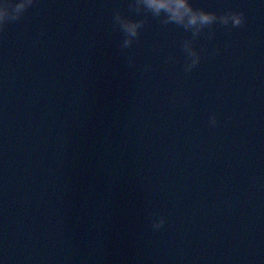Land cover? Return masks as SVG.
Returning <instances> with one entry per match:
<instances>
[{
	"label": "water",
	"instance_id": "95a60500",
	"mask_svg": "<svg viewBox=\"0 0 264 264\" xmlns=\"http://www.w3.org/2000/svg\"><path fill=\"white\" fill-rule=\"evenodd\" d=\"M133 3L34 0L0 27V260L264 264V2L195 0L244 22L188 72L190 33ZM116 11L143 21L126 49Z\"/></svg>",
	"mask_w": 264,
	"mask_h": 264
},
{
	"label": "clouds",
	"instance_id": "9594fccd",
	"mask_svg": "<svg viewBox=\"0 0 264 264\" xmlns=\"http://www.w3.org/2000/svg\"><path fill=\"white\" fill-rule=\"evenodd\" d=\"M34 0H0V27L8 21H15L21 17L25 9L33 4ZM264 2V0H262ZM136 10H145L154 17L161 18L165 24H173L181 27L185 32L190 33L189 39L182 43V49L187 57L185 72L191 71L200 62V54L193 47V41L207 32L208 38H212V27L222 25L225 27H239L244 22V13L235 10H226L222 13L209 10L203 6H196L195 0H134L131 5ZM113 21L119 26L124 34L121 48H128L139 34L143 23L141 19H130L122 16L116 11ZM132 61L129 59V65ZM210 125H216L214 114L209 115ZM165 223L163 216L155 217L152 220V228L160 229ZM0 264L3 261L0 260Z\"/></svg>",
	"mask_w": 264,
	"mask_h": 264
}]
</instances>
